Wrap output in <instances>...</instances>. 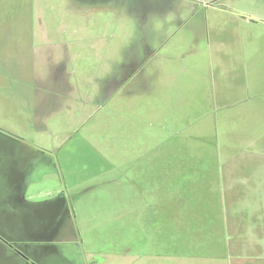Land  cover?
Instances as JSON below:
<instances>
[{"label":"rangeland","instance_id":"374dc122","mask_svg":"<svg viewBox=\"0 0 264 264\" xmlns=\"http://www.w3.org/2000/svg\"><path fill=\"white\" fill-rule=\"evenodd\" d=\"M262 150L264 0H0V230L17 241L0 236V264H25L14 248L163 264L168 239L176 264H204L199 220L226 211L230 165L264 179ZM16 179L35 210L12 206ZM168 201L199 215L181 227Z\"/></svg>","mask_w":264,"mask_h":264},{"label":"crops","instance_id":"0c3cea01","mask_svg":"<svg viewBox=\"0 0 264 264\" xmlns=\"http://www.w3.org/2000/svg\"><path fill=\"white\" fill-rule=\"evenodd\" d=\"M261 152L264 153V150ZM236 168L231 165L228 167L227 179L222 181V188L220 189L223 194V205H226V211L206 213L202 216L201 220H199L203 221L201 224L202 231H209V234L205 235L203 240L209 245V252L211 254L205 258L206 263L204 264H264V179L237 182L235 176L237 173ZM253 171L255 170L252 169L251 172ZM262 172H264V169ZM232 173H235L234 177ZM11 182L13 184L10 190L12 206L16 207L17 205V207H24L25 209L33 208V210H35V206L31 207L30 203L25 201L22 197L21 191L23 189V183L19 179ZM196 188H199L198 183L196 184ZM247 188L251 190H247ZM61 203L64 204V201L62 200ZM10 207L11 206H9V208ZM167 207V212L159 216H168L169 219L171 218L175 223H179L181 227L182 225L178 222L179 220L182 221L183 218L192 220L199 215L198 210L195 213L174 212L172 211L173 208H171L173 206L169 204V201ZM194 208L196 209V206ZM59 210L63 212L62 218L68 216V209H66L65 205ZM141 214L142 216L140 215V218L139 215L132 213V219H144L148 221L151 217L157 216L156 213H147L149 214L147 215L143 212ZM63 222L64 220L61 219H59L57 223L55 222L52 226L53 232L59 233ZM150 225L151 224L148 222H144V224L141 225L139 224V226H145L144 235L153 231L154 227ZM163 226L164 225H162V227ZM25 241L26 240H24V242ZM135 242L144 246L149 245L148 238L139 240L137 238ZM170 244L174 245L173 243H169L168 239V243L166 242L164 245L166 251L162 254L163 264H169L170 260H174L171 264H176L177 254L176 252L170 251L172 250ZM148 254L149 251H143L141 254L132 253V256L138 261V264H152V260H161V256L158 253L155 256ZM181 257L182 256H179L177 259ZM186 264H190V262L187 261Z\"/></svg>","mask_w":264,"mask_h":264},{"label":"flooded vegetation","instance_id":"af4514ba","mask_svg":"<svg viewBox=\"0 0 264 264\" xmlns=\"http://www.w3.org/2000/svg\"><path fill=\"white\" fill-rule=\"evenodd\" d=\"M139 71V69L132 75V77L137 73ZM59 213H62L63 214V212L61 211V212H58V214ZM6 235L7 234H5V233H2L1 234V230H0V236H4V237H6ZM6 239H8V237H6ZM3 240H4V238H3ZM11 240V241H10ZM10 240L8 239V241L6 240L4 243H6L10 248L11 247H16V242L17 241H15L12 237H10ZM19 243V245L20 244H22V245H27L26 243H28V241L26 240L25 242L24 241H21V242H18ZM21 245V246H22ZM20 246V247H21ZM19 247V248H20ZM18 253L20 256H21V258L24 260V262H25V264H37V261L34 259V258H32V256H30L29 254H27L23 249H17V248H14V253Z\"/></svg>","mask_w":264,"mask_h":264}]
</instances>
